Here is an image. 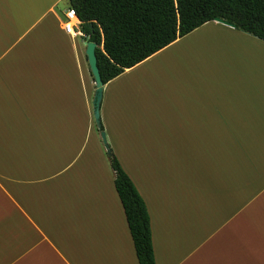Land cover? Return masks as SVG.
<instances>
[{
    "label": "crops",
    "instance_id": "1",
    "mask_svg": "<svg viewBox=\"0 0 264 264\" xmlns=\"http://www.w3.org/2000/svg\"><path fill=\"white\" fill-rule=\"evenodd\" d=\"M61 2L0 0V264H138ZM99 114L155 264H264V42L208 22L104 85Z\"/></svg>",
    "mask_w": 264,
    "mask_h": 264
},
{
    "label": "trees",
    "instance_id": "2",
    "mask_svg": "<svg viewBox=\"0 0 264 264\" xmlns=\"http://www.w3.org/2000/svg\"><path fill=\"white\" fill-rule=\"evenodd\" d=\"M82 39L96 45L103 85L216 19L264 42V0H68ZM102 131V128L101 130ZM138 264H155L146 206L109 156Z\"/></svg>",
    "mask_w": 264,
    "mask_h": 264
},
{
    "label": "water",
    "instance_id": "3",
    "mask_svg": "<svg viewBox=\"0 0 264 264\" xmlns=\"http://www.w3.org/2000/svg\"><path fill=\"white\" fill-rule=\"evenodd\" d=\"M215 21L218 23H222L224 25L230 26V25L222 22L219 19H216ZM95 50H96L95 44H93V43H87L86 44L85 55H86L88 67H89V70H90V73L92 75V78L94 80V85H95V93H94V98H93V102H92L93 117H94L96 127L99 130H101L102 127H101V123H100L99 111H100V104L102 101V91H103L104 85H103L101 78H100V74H99V70H98V66H97V57H96ZM100 137H101L102 143L104 145V148H105L108 156H110L111 151H110V148L107 144L105 134L102 131L100 132Z\"/></svg>",
    "mask_w": 264,
    "mask_h": 264
},
{
    "label": "built area",
    "instance_id": "4",
    "mask_svg": "<svg viewBox=\"0 0 264 264\" xmlns=\"http://www.w3.org/2000/svg\"><path fill=\"white\" fill-rule=\"evenodd\" d=\"M63 25L66 33L71 34L72 36L79 35L84 37L79 29L80 22L77 19L74 10L72 9L67 10Z\"/></svg>",
    "mask_w": 264,
    "mask_h": 264
},
{
    "label": "rangeland",
    "instance_id": "5",
    "mask_svg": "<svg viewBox=\"0 0 264 264\" xmlns=\"http://www.w3.org/2000/svg\"><path fill=\"white\" fill-rule=\"evenodd\" d=\"M66 0H62V2H61V7H63V6H66ZM95 122V121H94ZM96 125V124H95ZM107 143H108V146H110V144H109V141L107 140ZM103 144V143H102ZM103 147H104V145H103ZM105 149V148H104ZM106 152V151H105ZM122 153H124L123 151H122ZM106 154H107V152H106ZM108 155V154H107ZM132 159V158H131ZM107 160H109V156H108V159ZM110 163V162H109ZM111 167V166H110Z\"/></svg>",
    "mask_w": 264,
    "mask_h": 264
}]
</instances>
